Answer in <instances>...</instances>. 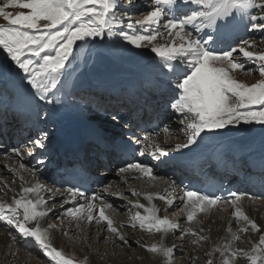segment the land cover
<instances>
[{
  "label": "snow or ice",
  "instance_id": "obj_1",
  "mask_svg": "<svg viewBox=\"0 0 264 264\" xmlns=\"http://www.w3.org/2000/svg\"><path fill=\"white\" fill-rule=\"evenodd\" d=\"M125 2L135 6L133 0H125ZM121 3L122 0H5L0 5V18L7 22L0 24V48L20 70L28 74V83L39 93V98L44 100L49 88L57 87L59 77L66 68V62L77 41H83L87 37L103 38L107 35L111 38L119 35L135 48L150 46L151 52L163 61L161 67L166 68L176 77L174 87L178 90V95L171 102L170 107L175 113L184 117L181 123L186 121L184 131L187 137L185 143L175 146L177 152L196 145L202 134H218L220 130L230 125L240 123L264 125V51L250 50L257 46L248 40H242L238 47L219 49L216 47V39L210 33H205L206 39H193L192 34L186 31L189 26L198 31L225 28L238 13L248 14L251 30L264 31V0L259 3L256 0H149L152 8L143 19L134 22L129 19L126 23V28L129 30H134L136 26H161L147 35L129 34L125 31L123 13L117 16ZM178 3L196 5V7L179 16L172 14L171 18H166L168 12H171ZM7 9L28 11L13 13ZM251 9H259L261 15H251ZM162 20L166 22L161 23ZM165 34L171 38L170 42L153 43ZM49 51H54L55 55L48 54ZM234 53L242 55L247 60L258 62V72L262 79L249 85L235 78L233 73L250 70L245 69L244 64L235 58ZM41 60L42 63L39 62ZM173 62H176L175 66ZM110 115L112 121L118 122L122 119L118 114ZM96 138L100 143L105 142L103 128L97 129ZM46 139V134L37 137L32 141L33 148H45ZM143 140L148 142L150 136L143 137ZM135 143L140 144L141 139L136 138ZM149 148L152 149L150 152ZM146 153L157 160L169 155L165 148L155 142L150 143L148 148L139 150L140 155ZM20 167L23 168L24 165L21 164ZM131 171H138L145 177L156 179L150 165L137 162L120 169L122 173ZM21 180H23L22 176ZM44 190V185L39 183L34 186H22L21 195L13 197L11 203H0V215H3L7 223L15 227L22 236L33 238L56 264H76L73 259L66 257L61 250L51 245L47 229H42L40 226V219L52 211L47 207V201L40 195ZM66 191L72 196L83 195L71 188ZM29 194H34L35 199ZM132 195L138 193L133 192ZM230 196L231 199H224L205 195L199 191L186 190L181 199L187 209V221L195 220L197 212H205L208 208L223 202L231 204L234 208L232 214L237 220L245 221L252 229L259 231V226L250 220L240 207L243 194L232 192ZM158 198L171 204L165 196ZM97 199L99 197H92V201ZM146 199L151 201L153 197L147 195ZM133 206L145 208V205L139 201ZM111 207V204H104L99 208L98 215H93L96 205L89 201L87 205L67 209L66 214L78 221L86 219L91 223L95 220L97 224L106 222V230L127 245L128 240L114 226L110 216L106 215L105 209ZM146 211L147 215L137 212L130 217V227L146 229L149 232L154 230L158 233L179 229L178 224L157 215L159 210L155 207ZM32 222H35L34 226L29 227ZM53 227L54 225H48V228ZM181 231L188 235L196 234L191 228ZM240 231H247V228H241ZM232 238L239 239L235 234ZM259 244L264 245V235L260 237ZM146 247L149 252L165 256L168 264H171L175 245L165 247L163 244L153 243ZM252 251L258 254L249 255L238 249L231 253V257L235 258L238 254H242L251 264H258V261L264 264V255H261L264 253V248L257 246ZM207 264H213L212 260H208ZM222 264H232V260L226 257Z\"/></svg>",
  "mask_w": 264,
  "mask_h": 264
},
{
  "label": "bare ground",
  "instance_id": "obj_2",
  "mask_svg": "<svg viewBox=\"0 0 264 264\" xmlns=\"http://www.w3.org/2000/svg\"><path fill=\"white\" fill-rule=\"evenodd\" d=\"M4 2L5 0H0V5H2ZM148 7L151 8L152 6L149 4ZM253 13L254 9H251L250 14L253 15ZM233 20H237L235 29H239V27L245 23L249 24L248 14L241 15L238 13ZM164 22L166 21L162 20L161 23ZM157 27L161 26H136L134 30L125 28V31H128L129 34H139L140 32L144 35H147L151 32H154ZM161 30L163 31L162 28ZM212 30L213 29H203L198 31L197 29L193 28L192 31L194 32H192L188 27L186 28V31L192 34L193 39H197L195 33H209L212 32ZM116 31L118 32L119 29L117 28ZM229 31L230 29L226 28L221 35H225ZM249 32H253V30L250 29ZM256 32H260L259 36H262V31ZM93 39L95 41L97 39L103 40V43H99L98 45L102 46V48L107 51L106 53L108 55L110 53H114L115 51L125 49L126 46H131V48L138 50V56L133 62L127 64L111 62V65H108L111 67L108 69V71H106L110 75L108 79L99 77L97 73V77H91L88 72L93 69L89 68L88 72L81 75L84 81L97 78L93 81L103 85L108 83V81L122 78L120 76L129 75L134 78H141L144 77L141 71V66H145V63L152 64L155 67L154 71L157 72H161L162 70L166 69L161 67L163 61H161L159 57L151 52L150 46L135 48L124 41L119 35H114L111 38L107 35H105L103 38L87 37L83 41H77L73 46V52L69 57V60L66 62V68L62 71L59 77L58 85H67L68 90L69 88L75 90L82 87L81 85L83 84L78 86H72L71 84V79H73L74 74H76L74 72L75 67L80 66L82 65L81 63H83L82 59L73 57L77 54L78 50L82 52L86 50L85 53L93 56L95 51L99 49ZM170 40L171 38L167 37L165 34L153 43L165 44L170 42ZM250 42H253L254 45L257 46L250 50L256 52L264 51L261 40H254ZM94 47L95 49H91ZM238 55L239 56L235 58L240 62L244 60L245 62L258 66V62L247 60L242 55ZM104 57L107 60L113 59L109 56ZM11 63V58L8 57L7 53L2 48H0V82L7 86L15 87L18 96L21 98L33 96L39 98V93H37L36 89L32 88L28 83V74L24 73L19 68L13 69L11 67ZM96 67L101 68L102 66H95V68ZM95 71L97 72L98 69H95ZM255 74H257V77H254L252 73H233L235 78L249 85L254 84L262 79V77L259 75V72ZM66 79L70 82L69 86L67 83H65L67 82ZM139 80L143 81L144 78ZM150 84H153V82H150L148 79L144 81V85L146 87H148ZM51 89L52 88H49V91ZM79 113V109H73V111H69L70 115L68 118H74ZM166 120L170 131H173L176 124H172L168 116L166 117ZM240 132H243V134L247 135L243 138H241L242 136L236 137ZM163 136L165 135L157 138H150V140L146 142L145 146L143 147V149L148 148L150 143L155 142V144L165 148L169 152L167 157H161L160 160L154 159V161H174L175 159L179 158H190L198 155H206L210 153L207 152L206 149L212 144H214L215 148L223 144L229 146L232 150H238V147H240L239 145L242 142L260 145L264 142V125L256 123H240L239 125H230L225 129L220 130L218 134H202V138L199 139L196 145L191 146L190 149H181L179 152L175 151V146L177 144L185 143L187 137H184L183 140L185 141L182 140L183 142H180L179 138L176 141H169L166 138V141H164L165 139L163 140ZM158 138L161 139L157 140ZM151 150L152 149L149 148V152ZM21 164L24 165L23 168L20 167ZM111 168L113 167L110 165V169ZM104 174L106 179H112L114 182L108 187L107 190H104V187L99 190V195L97 197L100 199L94 201L89 198L76 199L65 191H59L44 184L39 179V176L27 167L24 156L12 154L8 158L0 157V203H11L13 197L21 195L20 190L22 186H34L37 183L44 185L45 190L42 191L40 195L47 201V207L51 208L52 211L49 212L46 217L40 219V226L42 229H47V234L51 245L58 250H61L66 257L73 259L75 262H78V264L79 262L84 264L108 263L111 257H107L106 260L104 259L106 261L105 262L103 258L100 260L97 255L99 248H101L100 244L103 245V250L105 251L107 249L109 253H113L114 250L118 249L117 247L119 244H122V242L114 234L106 230V222L97 224L95 220L91 223H89L86 219H81L78 221L66 214L67 209L76 208L80 205H87L89 201L96 205V208L93 209V215H98L99 208L104 204L114 205V202L122 199L131 205L135 204L137 201L145 205V208L136 207L134 210L135 212H140L141 215H147L148 212L146 209L155 207L159 210L157 215H159L161 218H166L165 214H168L171 212L170 210H172L171 204L165 200L159 199L158 197L165 196L169 200L173 194L178 207H183H181L183 209L181 210L182 212L179 211L177 212L176 216H172L170 219H168L169 221L178 224L179 229L168 231V233H158L154 230L152 232L148 231L145 233L146 229L142 231L138 227H130V223L123 221L118 212L119 208L116 209L113 207L115 209H105L106 215L110 216V218L113 220L114 226H116L119 232L124 235L126 240H128L129 243L125 246L127 247L130 244L136 246L134 251H131L132 249H127L129 252H132L133 261L130 264H168L167 258L162 254L147 251L146 246H150L153 243L163 244L165 247H171L175 245L181 248L185 255L184 264H191L193 260H198V264H200L199 261H201L203 264H207L208 260H212L213 264H222V261L226 257L232 260V264H251L246 256L238 254L237 257L232 258L231 253L238 249H242L244 253H248L249 255H257L258 253L252 251L253 248L257 246L264 248V245L259 244L260 237L264 235V201H259L257 199L248 197H243V199L240 201L241 209L250 220L254 221L259 226V231L252 229L251 225L247 224V222L237 220L232 214L234 208L229 203H220L215 207L208 208L205 212H197L195 220L188 222L186 218L187 209L185 208V204L181 199L183 193L178 189H175L173 181L159 176L154 168L153 174L156 179L145 177L138 171L122 173L120 170H117L114 173L105 172ZM21 176L23 177V180H21ZM133 192L138 193V195H132ZM29 195L31 198L35 199L34 194ZM147 195H152L153 199L149 201L146 199ZM54 217L62 218V224L60 225L61 229L58 226L59 230L56 229L57 227L48 228V225L52 222L51 219ZM34 224L35 222H32L28 226L33 227ZM82 227L83 229L81 234ZM188 228H191L193 232L196 233V241L192 239L189 240L187 239L188 237L186 238L185 236H180V234L176 235L177 238H171L169 236L170 232L179 233L182 232L181 229ZM241 228H247V231H240ZM63 233H66L67 236L75 238L78 241L80 240L78 244L80 247L83 246L87 252L83 253L72 249L61 237V234ZM78 233H80V236H78ZM182 233L186 234L184 232ZM234 234L238 236L239 239L233 240L232 237ZM200 237H205V239H200ZM18 238L25 242V244L31 243L32 245L37 246L36 241L33 238L22 236L15 227L7 223L3 215H0V264H36L35 262L30 261L33 258H29V253L21 250L20 245L23 244L17 241ZM226 246L227 250H225ZM217 249H220V251H217ZM222 252L223 255H221ZM261 255H264V253ZM258 264H261V262L258 261Z\"/></svg>",
  "mask_w": 264,
  "mask_h": 264
},
{
  "label": "rangeland",
  "instance_id": "obj_3",
  "mask_svg": "<svg viewBox=\"0 0 264 264\" xmlns=\"http://www.w3.org/2000/svg\"><path fill=\"white\" fill-rule=\"evenodd\" d=\"M138 1H140L139 4H137V0H133V3H135L134 4L135 8H134L132 5H130L129 3L125 2V0H122V3H121V5L119 6V8L117 10V16H120L121 13H123V18L125 19V26H124L125 28H126L127 20L130 19L133 22L136 21V20H142L143 17L149 11V9L152 8V7L151 8L148 7L149 4L152 6V4L149 3V0H147L145 2H144V0H138ZM256 1H258V3L261 2V0H256ZM7 10L8 11H12L13 13L18 12V11H24V12L28 11L26 9H7ZM135 10H136V12L134 13ZM253 15H257V16L261 15L260 10L256 9L255 14L253 13ZM6 23H7L6 21H4L2 18H0V24H6ZM253 32H256V31H253ZM254 40H256V39H250L249 41H254ZM261 41L263 43L262 46L264 48V35H263V39H261ZM95 42H96V45L99 47V49L95 51L93 56L88 54V53H85L86 50L84 52L78 50L77 54L73 57V58L82 59L83 63H81V64L84 65V66L80 65V66L75 67L74 72L76 74H74V78L71 79L72 86H78V85H81V84L84 83V80L82 79L81 75H83L86 72H88L89 68L93 69V70H90L88 72V74L91 77H97L96 76V73H97V75L99 77H103L105 79H108L110 75L106 71H108V69L111 67V66H108V65H111V62H120V61L124 60L125 64H127V63L133 62L138 56V50L131 48V46H126L125 49H122L120 51H115L114 53H110L108 55L106 53L107 51H105V49H103L102 46L98 45L99 43H103V40H98L97 39ZM91 49H95V47L91 48ZM99 50H101V51H99ZM48 54L55 55V52L54 51H49ZM42 55H44V54L42 53ZM104 56H109V57H111L113 59L112 60H107ZM234 56L238 57L239 55L234 53ZM39 62L42 63L43 61L41 60ZM241 63L244 64L245 69L250 70V71H246V72H242V73H252V75L254 77H257V74H255V73L258 72V66L259 65L257 66V65L245 62L244 60L241 61ZM144 65L145 66H141V71H142V73L144 75V78H147L150 82H152V80L150 79V76H151V74H154L157 71H154L155 67L152 64L145 63ZM15 66H16L15 63L12 61L11 67L13 69L14 68H18V67H15ZM95 66H102V67L101 68L100 67H96L95 68ZM95 69H98V71L96 72ZM170 117L174 118V120L176 119V116L174 114L170 115ZM170 117H169V120L171 121L172 124H176V126H175V129L173 130V132L169 131V132H167V134L165 136H163V140L165 139L164 141H166V138H167L169 141H176L179 138L180 142L185 141L183 139H184V137H186V133L184 131L186 121H185V123H181V121L184 120V117L180 115V117L178 119H176L175 121H173V119H170ZM160 139L161 138H158L157 140H160ZM113 182H114V180H112V179L111 180L110 179H105V184H104L105 186H103L104 190H107L108 187L111 184H113ZM169 200L171 201L172 210H170L171 212H169L168 214H165L167 219H170L172 216H176L177 212L183 210L182 206H181L182 208L180 206L178 207V205L176 204V201L174 200V196L173 195L170 197ZM114 203L115 204L112 205L111 208H113V207H115L116 209L119 208L118 212H119L120 217L122 218V220L126 221L127 223H130V217H132L133 215H135V213H137V212L134 211L136 209V207H134L133 205H131L128 202H125L122 199L118 200V201H116ZM115 208H113V209H115ZM21 219H22V217H21ZM64 220H65V218H64ZM51 221H52L51 224L54 225L55 228L57 227L56 229L59 230V228L61 227L60 225L62 224V222H61L62 218L54 217L53 219H51ZM58 226H59V228H58ZM82 229H83V227L81 228V234H82ZM142 231H144V230H142ZM147 232L148 231L145 230V233H147ZM177 234H180V236H185L186 238L188 237L187 239H189V240L192 239V240L196 241V239H195L196 235L183 234L182 232H179V233L170 232L169 236L171 238H177V236H176ZM78 236H80V233H78ZM61 237L63 238L65 243L68 244L72 249H75L76 251L83 252V253L87 252V250L83 246L80 247V245L78 244L80 240L78 241L75 238L67 236L66 233L61 234ZM17 241H19V242H21L23 244V245H20L21 250H24V252L29 253L28 254V256H30L29 258H33L30 261L35 262L36 264H56L55 261H53L49 256H47L45 254L44 249H42L39 244L36 243L38 247L32 245L31 243H28L26 245V244H24L25 242L23 243V241L20 238H18ZM24 245L26 246V249H25ZM29 245H31V247ZM100 247L101 248H99V251L97 252V255H98L100 260H101V258H103V260L104 259L106 260L107 257H111L109 262L108 263H104V264H119V263H127V262H128L127 264H130L133 261L132 252L131 251H134V249L136 248L135 245L130 244V245H128L126 247L125 244L122 243V244H119V246L117 247L118 248L117 250H114L113 253L112 252L109 253L107 251V249L105 251L103 250V248H104L103 245L100 244ZM127 249H132V250L129 252ZM184 259H185V255H184V252L182 251V249L177 247V246H175L174 254H173L172 258H171V263L184 264ZM197 261L193 260L191 264H198ZM76 263L78 264V262H76ZM199 263L203 264L201 261H199ZM79 264H84V263L79 262Z\"/></svg>",
  "mask_w": 264,
  "mask_h": 264
}]
</instances>
